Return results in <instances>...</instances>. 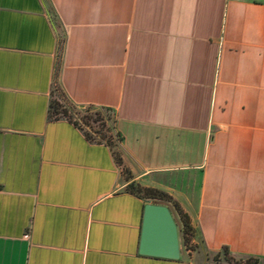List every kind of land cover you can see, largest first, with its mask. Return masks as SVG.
Segmentation results:
<instances>
[{
    "label": "crops",
    "instance_id": "crops-1",
    "mask_svg": "<svg viewBox=\"0 0 264 264\" xmlns=\"http://www.w3.org/2000/svg\"><path fill=\"white\" fill-rule=\"evenodd\" d=\"M54 90L109 111L116 147L52 119ZM130 186L191 249L138 255ZM224 254L264 264V0H0V264Z\"/></svg>",
    "mask_w": 264,
    "mask_h": 264
},
{
    "label": "rangeland",
    "instance_id": "rangeland-1",
    "mask_svg": "<svg viewBox=\"0 0 264 264\" xmlns=\"http://www.w3.org/2000/svg\"><path fill=\"white\" fill-rule=\"evenodd\" d=\"M49 115L52 119H65L74 123L90 142H100L112 149L116 147L118 140L113 130L112 116L105 109L93 107L78 109L68 105L60 98V94L54 90L49 103ZM179 249L184 250L189 249V247L179 245ZM214 260L218 261L217 256L214 257ZM223 260L226 264H256L253 260L248 261V259L233 258L228 255H223Z\"/></svg>",
    "mask_w": 264,
    "mask_h": 264
},
{
    "label": "water",
    "instance_id": "water-1",
    "mask_svg": "<svg viewBox=\"0 0 264 264\" xmlns=\"http://www.w3.org/2000/svg\"><path fill=\"white\" fill-rule=\"evenodd\" d=\"M137 253L167 260L179 258L176 224L165 205L146 203L143 206Z\"/></svg>",
    "mask_w": 264,
    "mask_h": 264
},
{
    "label": "trees",
    "instance_id": "trees-1",
    "mask_svg": "<svg viewBox=\"0 0 264 264\" xmlns=\"http://www.w3.org/2000/svg\"><path fill=\"white\" fill-rule=\"evenodd\" d=\"M130 188L131 190H133V186H130ZM132 192H134L136 195L140 196L142 199L146 201H149L152 204L165 205L166 207L168 206V208L170 209L175 208V205L173 202H171L170 198L159 191L148 189V188L147 189L134 188ZM178 215H179V222H176V228H177L178 240L180 242L179 245L180 246L187 245L189 249H191L192 245L190 244V238L193 235V229L188 224L187 219L183 215L181 214H178ZM224 255H227V254H224ZM248 261H251V260L248 259Z\"/></svg>",
    "mask_w": 264,
    "mask_h": 264
}]
</instances>
